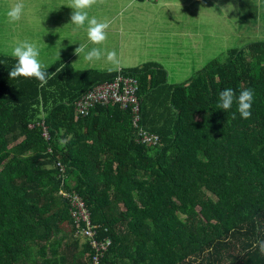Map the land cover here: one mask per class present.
<instances>
[{
  "label": "trees",
  "instance_id": "obj_1",
  "mask_svg": "<svg viewBox=\"0 0 264 264\" xmlns=\"http://www.w3.org/2000/svg\"><path fill=\"white\" fill-rule=\"evenodd\" d=\"M15 63L0 54V264H264V40L187 85L156 62L121 69L138 78L156 145L118 104L76 115L74 101L119 71L58 61L40 86L10 79ZM226 88L254 91L249 119L218 108Z\"/></svg>",
  "mask_w": 264,
  "mask_h": 264
},
{
  "label": "rangeland",
  "instance_id": "obj_2",
  "mask_svg": "<svg viewBox=\"0 0 264 264\" xmlns=\"http://www.w3.org/2000/svg\"><path fill=\"white\" fill-rule=\"evenodd\" d=\"M116 2L109 7L110 11L102 10L101 6L94 5L88 10L89 17H95L100 21L109 12H119L123 3L121 4L119 0ZM23 3L25 7L22 17H36V26L19 30L17 42L27 40L35 43L41 50L39 59L45 67L55 64L56 60H66L69 54L75 53V49L84 41L85 34L82 33L85 28V33H87V25L84 26L85 28L77 29L70 22L73 9L68 4L71 3V0H23ZM105 3L106 1L102 0L101 4L104 5ZM143 3L154 5L150 4L152 2L143 1ZM213 3L214 7L209 12L207 24L208 30H212L215 34L213 38L205 35L196 49L191 45H186L184 49L178 51L176 48H168L164 43V38L154 39L152 36H146L134 42L155 43L154 46L142 47L139 51L136 48L131 49L129 42V63L138 65L144 60L156 59L173 72L172 81H181L187 75L196 74L211 60L215 58L225 59L228 51L232 48H242L249 42L264 40V0H214ZM8 10L9 8L2 7L0 2V25L3 19L7 18ZM11 22L9 23L11 24ZM3 29L5 30L0 31V54L11 56L12 49L16 45L9 46L7 44L11 29L8 27ZM110 33L112 32L107 30V40L103 45L88 46L87 48L100 46L107 50L114 49L118 53L117 34H115L114 40L109 38ZM179 41L176 38L174 44L176 45ZM84 61V54H81L80 57L77 54L72 64L75 68L82 69L86 66ZM183 66H187L186 69L178 78H175L174 71Z\"/></svg>",
  "mask_w": 264,
  "mask_h": 264
},
{
  "label": "crops",
  "instance_id": "obj_3",
  "mask_svg": "<svg viewBox=\"0 0 264 264\" xmlns=\"http://www.w3.org/2000/svg\"><path fill=\"white\" fill-rule=\"evenodd\" d=\"M15 1V2H12ZM106 3L101 4L100 0H98V6H101L102 10L110 11L109 7L116 4V0H105ZM122 4L119 12L108 13V15L100 22L107 21L110 26L107 30H109V38H113L115 40V34H117V39L119 41V51L118 57L120 59V70L125 68H130L138 65H143L147 62H156L163 66L156 59L144 60L140 64L132 65L129 63V42L131 43V49H140L142 47L154 46L155 43H145L142 41L134 42L135 40H140L146 36H152V38H164V43L168 48L174 49L176 48L178 51L184 49L186 45H191L194 49L198 47L201 43V40L205 35H209L211 38L214 37V33L212 30H208V18L209 12L214 7V0H119ZM152 2L147 5L143 3ZM157 1V2H155ZM2 7L10 8L13 6L17 0H0ZM155 2V3H154ZM14 3V4H13ZM31 7V6H30ZM107 7V9H106ZM182 7V8H180ZM180 8V9H179ZM125 12V14H123ZM184 12V13H183ZM128 13V14H127ZM182 13V14H181ZM219 14V12H218ZM90 16V14H89ZM222 16V14H221ZM7 17V16H6ZM10 19L4 18L2 24L0 25V31H3L5 27L11 29L10 37L7 38V44L9 46L17 45L19 42L16 41L17 34L19 30H24L31 26H36V17L28 16L22 17L19 21L9 23ZM12 26L9 27L8 25ZM186 24V25H182ZM85 28V27H83ZM86 29V28H85ZM85 34L84 41L82 44L88 46H94L89 40L87 33ZM179 39L180 41L175 45L174 40ZM159 44V43H156ZM57 46V44H56ZM100 47V46H97ZM76 53L69 54L66 60H56L55 62H63L71 65L72 69L76 71H83L87 69H97V70H109L111 67L110 64H107L106 60L89 62L87 60L84 61L85 67L82 69L75 68L72 64L73 59H75ZM95 63V64H93ZM92 64V65H91ZM95 66V67H93ZM187 67V66H186ZM186 67H182L181 69H177L174 71V77L178 78L183 70ZM165 70H167V79L169 83H183L189 84L192 76L187 75L181 81H172V71L168 70L163 66Z\"/></svg>",
  "mask_w": 264,
  "mask_h": 264
},
{
  "label": "clouds",
  "instance_id": "obj_4",
  "mask_svg": "<svg viewBox=\"0 0 264 264\" xmlns=\"http://www.w3.org/2000/svg\"><path fill=\"white\" fill-rule=\"evenodd\" d=\"M97 2L98 0H71V3L68 4L73 9L70 22L77 29L87 25L88 40L94 45H103L107 40V29L110 24L107 21L100 22L95 17L90 18L88 13V10ZM24 7L23 0H17L6 13L10 21H19L24 14ZM75 53L79 57L84 54V59L89 62L106 60L111 65L109 71L120 70V59L114 49L107 50L101 47L88 49L87 45L80 43V46L75 49ZM40 54L41 50L35 43L27 40L18 43L11 52V56L16 59V63L10 70V79L19 77L35 78L40 82V86L47 84L52 75L60 72L61 69L57 68L56 72L50 73L41 63ZM253 101L254 91L252 89H244L237 95L232 88H226L219 93L218 108L226 111L232 108L235 103L241 117L249 119L252 115ZM257 244L260 252L264 254V241H257ZM256 246V244L253 245V247Z\"/></svg>",
  "mask_w": 264,
  "mask_h": 264
},
{
  "label": "built area",
  "instance_id": "obj_5",
  "mask_svg": "<svg viewBox=\"0 0 264 264\" xmlns=\"http://www.w3.org/2000/svg\"><path fill=\"white\" fill-rule=\"evenodd\" d=\"M139 88V81L136 76L130 74H124L119 70V73L111 81H103L95 84L91 89L79 96L75 101L76 115H87L91 108L97 104H118L123 109H129L132 115V123L137 129V139L146 145L159 144L160 138L157 134H154L145 129L141 124V107L140 101L137 95ZM45 135L48 132L45 130ZM78 204L79 217H83L87 220V227L84 229L86 235L92 236L93 226H90L88 220V213L84 208V204L78 198H76ZM94 246L97 250L105 249L107 244H99L93 240ZM97 259V257H95Z\"/></svg>",
  "mask_w": 264,
  "mask_h": 264
}]
</instances>
